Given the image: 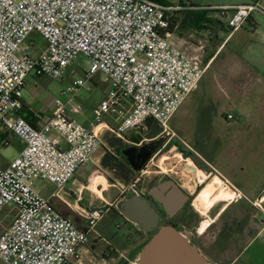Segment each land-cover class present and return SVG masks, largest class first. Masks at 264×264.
Listing matches in <instances>:
<instances>
[{"label":"built area","instance_id":"2783aa9c","mask_svg":"<svg viewBox=\"0 0 264 264\" xmlns=\"http://www.w3.org/2000/svg\"><path fill=\"white\" fill-rule=\"evenodd\" d=\"M179 1L165 6L149 0H0V132L23 143L13 160L0 166V214L10 205L17 210L0 233L4 264H77L79 247L89 243V235L112 206L104 201L87 211L84 228L79 229L36 189L40 182L62 189L100 147L96 132L72 117L81 114L74 101L82 91H91L95 75H102L107 85L106 95L91 110L96 124L106 116L116 117L112 129L122 138L130 129L145 130L144 120L151 117L168 144L175 136L169 121L207 69L174 46L168 30L172 15L215 11L228 19L230 35L254 12L264 16L256 4L213 9ZM33 33L45 41L37 54L30 52L34 42L26 45ZM79 56L87 67L62 92L67 100L55 99L51 116L29 124L21 115L26 79L32 75L62 80ZM1 146L9 142L3 139ZM183 161L201 174L196 176L199 186L218 174L205 162L207 171L190 158ZM144 172L112 185L117 197L139 195Z\"/></svg>","mask_w":264,"mask_h":264},{"label":"rangeland","instance_id":"374dc122","mask_svg":"<svg viewBox=\"0 0 264 264\" xmlns=\"http://www.w3.org/2000/svg\"><path fill=\"white\" fill-rule=\"evenodd\" d=\"M178 1L175 0V2ZM192 3L200 8L213 9L216 8L213 6L218 5L256 4L264 11V0H192ZM211 12L213 13L209 14L208 18L212 20V25L207 29L195 30L177 27L172 32L174 46L188 57L197 58L203 67L207 66V69L196 90L182 103L169 121V129L175 136L163 152L166 153L174 143L175 149L170 152L171 155H178L177 149L193 153L192 159L197 167L207 171L203 162L209 164L234 186L240 188L245 195L253 198L252 195L264 187V89L255 88L251 84L248 88H240L237 70L240 62H257L258 70L264 78V53L253 41L257 39L258 33H253L247 24L244 29L231 34L218 49L230 32L227 26L228 19L220 17L215 11ZM252 15L255 21H259L260 24L264 23L263 15L257 12ZM29 42L36 44L35 48L30 49L33 54H37L45 47V41L35 33L30 35L26 45H29ZM216 51L217 53L208 65L211 55ZM84 67H87V61L79 56L70 65L62 80L30 75L25 81L24 89L27 102L38 109L43 117H49L54 110L53 101L55 99L61 102L67 100L68 96H62V92L72 80L83 76ZM228 77L232 78V84L223 82L222 78ZM91 85V91H82L77 95L74 104L81 108L85 107V109L86 106L91 108L103 98L107 88L103 84V76L95 75ZM228 114L233 116V120L226 119ZM72 117L75 120L78 119V115H72ZM115 118L112 116L106 120L113 122ZM13 156L14 150L10 144L9 146L0 144V163L9 161ZM168 157L161 158L159 166L162 172L172 175L178 182L190 183L189 187L196 184L197 191L192 195L191 200L193 205L197 194L204 185L201 187L197 185V181L190 174L191 168L187 162L175 158L176 165L174 166L172 163L174 158ZM180 157L182 160L186 159L183 156ZM153 163L156 164V160ZM93 168L91 163L84 164L77 172L79 180L85 183ZM195 173L200 175L198 172ZM219 174L212 175V177ZM38 184L36 183V189ZM77 189L76 186L75 197L78 195ZM87 196V192H85L84 199L88 202ZM116 196L114 190L106 193L105 198L109 199L108 202L112 206L97 224L96 231L104 239L101 243L102 248L105 243L117 250L120 248L124 258L128 261L130 260L128 253L132 242L143 245L146 239L134 226L126 223L119 214L117 208L119 201ZM221 205H215L207 217H205L206 214L196 212L199 218L197 224H189L181 229V233L200 249L210 264L228 263L245 240L255 231L257 221L255 216L260 210L258 206L243 202L234 208V223L230 230L226 231L227 227L223 217L211 224L212 216L221 208ZM234 210L230 209L231 212ZM16 212L14 206H7L0 214V222L3 225L8 223ZM203 220H207L210 226L204 233L199 234V224ZM238 221L241 222L238 224ZM129 236H131V240H128ZM222 236L225 239L223 243L221 242ZM0 264L4 263L0 260Z\"/></svg>","mask_w":264,"mask_h":264},{"label":"crops","instance_id":"0c3cea01","mask_svg":"<svg viewBox=\"0 0 264 264\" xmlns=\"http://www.w3.org/2000/svg\"><path fill=\"white\" fill-rule=\"evenodd\" d=\"M242 5H246V4H242ZM229 6H235V5H218V6H213V7L219 8V7H229ZM258 23L259 21H255V19L253 18V15H251L246 20L244 25L240 29L235 31L233 34L242 30V28L244 29L246 24L249 25L253 33H258L257 39L253 41L254 43L258 44V47L262 50V53H264V26H262L264 25V23L262 24L260 23L258 24ZM229 36L230 34L226 36V38L223 40V42L221 43L218 49L221 48V46L229 38ZM216 53L217 51L211 55L208 65L212 61ZM256 64L257 62L256 63L240 62L238 66L239 68L237 70L238 71L237 73L239 75L237 77L238 86L240 88H244V87L248 88L249 85L251 84L255 88L264 89V78L261 76V72L260 70H258L259 66ZM222 80L223 82H226L229 84H232L233 82L231 77L222 78ZM103 84L107 86L104 82ZM230 87H232V85H230ZM106 92H107V88L105 89V95H106ZM23 102H24V107L21 112V115L23 118L26 114H28V117H32V121H34V125L37 124V122L40 119H45V117L42 116L41 112L38 109L34 108L33 106L29 104V102H27L25 96L23 98ZM97 104L98 102H96L95 105L91 106V108H89V106L88 107L86 106V109L85 107L82 108V112L81 114L78 115L77 121L83 124L84 126H86L87 128L93 129L96 132V134L99 135L100 133L110 131V129L115 125L117 118H115L113 122H109V120H106V118H109V117L112 118V116H106L101 125L96 124L91 114V110ZM3 139H6L14 150V156L12 157V159H10L9 161L0 163L1 167H6L19 154V152L21 151L23 147V143L8 133L0 132V144ZM167 145L168 144H165L163 146L161 153L157 157L152 158L151 160V163H153V161L156 160L155 165H157V167H159L160 170L161 168L159 164H160L161 158H166L167 156H169L168 158H174V159L178 158V160L183 161L182 158L180 157L181 156L180 149H177L179 152L178 155L170 154V152L173 151V149H175L174 147L175 145L171 144L172 146H170L169 150L166 153H164L163 152L164 148ZM62 146L65 147L66 145L62 143ZM100 155H101V152L96 151L92 159L88 162V163H91L94 168L92 172L88 175L87 181L85 183L79 180L77 176V172H78L77 171L74 177L62 189L58 190L53 185L47 182H40L38 184L37 191L40 193V195H42L46 199H49L54 210L58 212L59 214H61L62 216L69 219L79 229L84 228L86 212L94 207L101 206L104 201L108 202L109 199L105 198L106 193L110 192L111 190H114L117 194L116 189L112 187V185L114 186V185H117L118 183H121L115 179L106 180L104 178V174L99 167ZM174 159L172 160V163H174V166H175L176 159L175 160ZM150 169L151 168H149L148 170L150 171ZM191 173L190 174L192 175V177H194L196 180L197 173H195L194 170L191 171ZM214 178L220 179L221 182L224 183L226 187H228V189L230 188L229 190L233 193V198L229 201H225V200L222 201V199H218L210 206L207 212H202L200 209L199 211L197 209L198 207L197 208L195 207L194 202L196 198L198 197V195L202 192V190ZM178 183L180 187L183 190L187 191L188 194L191 196L194 195L195 192L197 191L196 184L193 185L192 187H189L190 183L188 184H184L183 182H178ZM203 185H201L203 186L202 190H200V192L197 194L192 206L196 212L206 214L205 217H207V214L209 213V211H211V209L215 205L222 204L221 208H219L216 214L212 216L213 220H211V224H214L216 220L223 217L224 224L227 227L226 231H228V229L230 230L231 226L234 223V214H235L234 208L238 207L243 202L251 204L253 206H258L259 208H260L259 205L261 203L264 204V187H262L261 190H259L255 195H252L253 198H250L247 195H245L244 192L240 188L234 186L228 179H225L220 174L212 177L211 179L206 181L205 184ZM215 185L216 187H220L221 184L216 183ZM76 186L78 187L77 189L78 195L75 197L74 193L76 191ZM85 192H87V195H88L87 196L88 202L85 201L84 199ZM143 193H144V181L142 180L140 182V195H142ZM116 198L120 202L126 197L118 198L116 196ZM230 209H233L234 211L231 212ZM255 219L257 220L255 231L247 240H245L244 244L238 249L236 254L232 256V258L228 261L227 264H264V211L261 210V208L256 214ZM11 221L12 219L4 225L0 222V233L9 226ZM239 222L241 221H238V224ZM209 226H210L209 222L207 220H203L199 224L198 233L199 234L204 233V231ZM136 230L139 231L137 228ZM223 233L225 234V232ZM128 240H131V236L128 237ZM102 241H104V239L96 231V228H95V232L89 235V243L82 247H79L78 249L79 259H78L77 264H122L123 262H128V261H129L128 264L129 263L136 264L137 256L139 254V247L141 245L135 244L134 242H132L131 248L128 253V258L130 260L126 261V259L123 256V252L120 248L117 250L111 247L107 243H105V246L102 248L101 247Z\"/></svg>","mask_w":264,"mask_h":264},{"label":"water","instance_id":"95a60500","mask_svg":"<svg viewBox=\"0 0 264 264\" xmlns=\"http://www.w3.org/2000/svg\"><path fill=\"white\" fill-rule=\"evenodd\" d=\"M143 128L130 129L122 138L115 135L114 129L100 133L101 141L99 165L101 168L124 172L126 177L116 180L125 184L136 172L144 169V164L157 152L165 142L162 129L151 117L144 120ZM144 140L147 141L144 144ZM134 146L124 148L125 143ZM122 155L128 164L125 167L118 161ZM191 171H193L191 169ZM219 178V177H218ZM160 198L153 197L164 205V213L170 217L175 214L190 197L175 181L166 182L159 190ZM153 202H148L142 195H130L121 200L118 205L119 214L134 225L144 235L151 234L158 226L159 216ZM264 211V204L259 205ZM122 264H128L123 262ZM136 264H209V261L199 252L198 248L175 227H162L144 245L137 256Z\"/></svg>","mask_w":264,"mask_h":264},{"label":"flooded vegetation","instance_id":"af4514ba","mask_svg":"<svg viewBox=\"0 0 264 264\" xmlns=\"http://www.w3.org/2000/svg\"><path fill=\"white\" fill-rule=\"evenodd\" d=\"M165 142H166V138H165ZM165 142L163 143V145H161L159 147L157 152L144 164V171L145 172H144V178L142 179L144 181V193L142 194V196H144V199L147 200L150 203L153 202L152 201V196L160 198L159 190H160L161 185H163L166 182H170V181H175V182L178 183V181L172 175L167 174L165 172H161V170L159 169V167H157V165L151 163L152 158L157 157L161 153ZM146 143H147V141L144 140V144H146ZM132 146H134V145L129 143V142H127V143H125L124 148L132 147ZM97 151L101 152V154H102V151H101L100 147L97 149ZM181 156H182V154H181ZM184 158H186V159L188 158L189 159L190 157H184ZM190 160H191V162L194 165L196 164L195 161L192 158H190ZM118 161L121 162L125 167H128L126 159L122 155L119 156ZM99 167H100V165H99ZM149 168H151L150 171L148 170ZM100 169L103 172L104 178L106 180H110V179H115L116 180L117 178L126 177V174L124 172H121V171H118V170L110 171V170H107V169H104V168H101V167H100ZM199 176H201V174L200 175L197 174V177H199ZM189 196L190 197L188 198L187 202L184 203L183 206L175 214H173L171 217L164 213V205L162 203H160L159 201L153 202L154 205H155V209L157 211V214L159 216L158 226L151 234L144 235V238L146 239L145 244L162 227L170 225V226L175 227L178 231L182 232L181 229H183L184 226H187L189 224H192V225L197 224L199 218L196 215V211H195V209L193 208V206L191 204L192 196L191 195H189ZM194 204H195V202H194ZM195 207L197 208L196 204H195ZM125 222H127V221L125 220ZM224 241H225V239L222 236L221 242L223 243ZM189 242L191 244H193L194 246H196L191 240H189ZM198 250L201 253L199 248H198Z\"/></svg>","mask_w":264,"mask_h":264},{"label":"trees","instance_id":"16d2710c","mask_svg":"<svg viewBox=\"0 0 264 264\" xmlns=\"http://www.w3.org/2000/svg\"><path fill=\"white\" fill-rule=\"evenodd\" d=\"M149 1L155 2L160 5H165V6L172 5L175 3V0H149ZM179 3L183 4L180 1ZM189 6L198 8V6L192 3V0L189 1ZM211 13L213 12L209 10H204V9L187 10V11H181L179 13H174L170 19L171 21H170V26L168 30L172 34L173 30L177 27H180L182 29H195V30L207 29L208 26L212 25V20L208 18V15ZM229 33L230 32H228V34ZM24 119L29 124L31 125L34 124V121H32V117H28V114L24 116ZM172 145H174V143H172ZM180 153L184 157H190V158L193 157L191 153L184 152L182 149H180ZM138 232L141 233L140 231ZM143 247H144V244L139 247V252L141 251Z\"/></svg>","mask_w":264,"mask_h":264},{"label":"bare ground","instance_id":"6f19581e","mask_svg":"<svg viewBox=\"0 0 264 264\" xmlns=\"http://www.w3.org/2000/svg\"><path fill=\"white\" fill-rule=\"evenodd\" d=\"M186 167L188 168V166ZM216 183H220V187H216ZM229 189L220 179L214 178L203 190L201 189L202 192L196 198L195 204L202 212H207L216 200L229 201L233 198V193Z\"/></svg>","mask_w":264,"mask_h":264}]
</instances>
